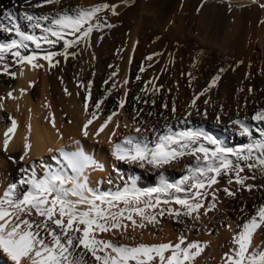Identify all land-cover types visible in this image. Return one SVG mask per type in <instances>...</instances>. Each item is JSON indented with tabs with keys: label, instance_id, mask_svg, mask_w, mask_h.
Here are the masks:
<instances>
[{
	"label": "bare ground",
	"instance_id": "6f19581e",
	"mask_svg": "<svg viewBox=\"0 0 264 264\" xmlns=\"http://www.w3.org/2000/svg\"><path fill=\"white\" fill-rule=\"evenodd\" d=\"M157 1L156 5L150 3L151 9L154 8L155 10L165 3L164 0ZM178 1L174 0V4L170 3V6H175ZM183 1V12L189 11L196 5H202L200 0ZM219 1L222 0H208L202 5L204 13L200 16L187 17V21L183 17L184 14L177 17L179 24L176 26H173L172 19L166 16L170 6L165 7L166 9H160L162 13L159 15L150 14L143 7L144 4L141 7L136 3L133 7L125 8L118 18L120 24L112 28L104 27L102 31H94L89 43H84L83 50L87 51V56L93 57L89 64L78 62L82 42L79 46L69 50L78 53L75 58L69 56L68 60L65 61L62 56L56 57L60 63L54 68H49L47 61L39 60L38 63L42 64L43 67L33 70L28 65L14 63L15 58L7 54L5 59L0 61V105H2L0 107V196L13 183L18 185L20 191L26 189L27 186H20L19 181L30 176L33 170L39 177H43L49 168H65L71 175V169L67 168L66 162L60 155V149L69 153L79 150L93 161L95 167L86 169L84 175L87 177L89 188L98 193L115 194L124 191L126 187L131 188L133 186L138 189L140 179L143 183L154 182L157 184L156 187H159L164 179L169 184L179 183V178H175V175H126L128 181L124 183L121 189L115 191L99 190L98 186L101 182L108 185L112 179L115 182L117 180L115 177L112 178L115 175L110 174L118 164L113 155L114 138L120 136L121 132L117 126L113 130L111 122L103 131H100L103 121L100 122L101 125L95 124V127L94 124L88 125L86 129L88 135H84V125L89 120L86 122L87 114L84 112L83 106L90 107L95 105L96 101L93 92L87 94L82 91L84 89L82 87L89 84L95 86L98 81H104L109 76L108 73L117 70L118 87L113 90L109 99L100 107L99 115L101 116L108 107L112 108L117 105L119 96L121 97L120 101H124V96L130 85L126 79L127 65L129 62L131 65L137 63V55L135 56L132 50L135 53L143 40L153 39L155 50H160L159 57L161 59H169L174 49L179 47L181 42H184L186 45L191 46L194 43L200 48L207 49L210 52L207 55L208 60L212 64L238 63L239 73L247 76V79L257 86V90L259 89L258 98L264 97V87L262 86L264 77V24L261 23L264 20V7H262L264 0H223V3H219ZM125 2L127 3V1ZM31 3L40 2L31 0ZM180 4L181 2L178 5ZM52 8L51 6L34 8L27 4L26 0H0V23L5 27H13L12 21L4 16V13L8 12L12 14L16 26L22 32L37 35L34 24L27 21L24 14L27 12L37 16L47 15L48 11H52ZM127 30L130 32L125 34ZM12 39H19L14 31L9 33L0 30V44L9 43ZM119 45L126 46V52L121 57L123 60H121L118 69L115 70V66H107L106 60L111 57V53L117 46L120 47ZM34 47V45L29 44L30 49H34ZM152 47H154L153 44ZM256 48L260 49V53L256 51ZM45 50L62 51V43L52 49H49V46L45 44L42 46V50L37 51L42 55ZM23 54L30 53L24 52ZM258 60L260 61L259 64L257 63ZM5 64L8 65L10 74H4ZM166 67H164L165 72L163 71L165 75L169 74L171 70L168 65ZM11 74H15L14 77ZM125 80L128 81L127 84L124 83ZM21 90H23V94H21ZM9 92L14 98L8 97ZM67 92L72 95L69 99L64 97ZM65 101L69 105H66ZM154 106L147 103L144 98L136 99L132 106L135 119L148 121L158 112ZM250 110V114L252 112L257 113L264 110V104L259 103ZM65 111L69 112V118L66 117L68 122L63 120ZM207 117L202 122H195L198 124L197 131L208 130L209 133H213L221 141L222 147H227L228 141L229 147L233 149L245 144L246 140L240 134V127L234 128V126L232 129H227L223 127V121H216L213 116ZM13 119L17 122L18 127L14 134H9L11 139L8 150L5 151L3 147L4 134L11 126ZM251 120L253 119L251 118ZM53 121L55 127H53ZM98 121L96 122L98 123ZM124 121L128 129L129 121L125 116ZM253 121L261 129V123ZM115 124L117 125V123ZM171 128L170 126L168 131L172 133L173 129ZM150 131L153 130L149 128V133ZM113 132L116 133L114 136L112 135ZM253 139H260L258 131ZM26 142L31 144V148L25 156L24 145ZM249 143L251 141L248 139L247 144ZM24 169H27V172H24ZM246 176L256 177L254 180L246 181L247 184L253 185L251 191L238 190L237 185L227 183L226 176L220 177V182L208 189L209 193L215 192L216 199L213 200L212 196L209 195L203 201L205 208L200 210L199 220L181 217L182 222L178 223L175 218L165 214L157 216V223L148 224L145 222L144 228L136 227L135 230H133L130 221L124 220L123 223L128 225L126 230L120 229L102 233L100 238L111 240L118 245L136 246L138 244L153 245L168 242L175 244L178 242V237L183 234L189 242L199 241L202 245H207L201 255L197 257L195 264H223L224 254L233 246L231 244L232 236L239 231L238 226L254 215L259 207L264 206V176L247 174ZM156 187L154 186V188ZM225 187L236 192L235 197L227 196L223 191ZM181 195L183 197L184 193ZM143 199H147V197ZM209 204H215V208L205 215L206 207ZM119 207H123V205L120 204ZM160 207L178 208L179 206L162 204ZM148 211L149 214H155L151 209ZM158 211L159 209L156 210V212ZM134 219L140 222L139 216H134ZM252 246L253 248L264 246V228L257 231ZM0 264H13L2 250H0ZM21 264H29V261L25 258Z\"/></svg>",
	"mask_w": 264,
	"mask_h": 264
},
{
	"label": "snow or ice",
	"instance_id": "6c2138e0",
	"mask_svg": "<svg viewBox=\"0 0 264 264\" xmlns=\"http://www.w3.org/2000/svg\"><path fill=\"white\" fill-rule=\"evenodd\" d=\"M60 2L61 0H41L40 3L32 4L31 0H26L34 8L57 5ZM117 7L118 5L99 3L87 9L78 8L74 14L64 11L55 16H37L26 12L25 19L40 29L42 35L39 36L22 32L16 26L12 14L5 12L4 16L12 21L13 27H5L0 23V30L9 33L14 31L19 39L0 44V61L10 54L15 58L14 63L28 65L33 70L43 67L38 63L39 60L47 61L48 67L54 68L60 63L56 57L62 56L65 61L69 56L75 58L78 53L69 50L79 46L81 42L89 43L94 31H102L105 26L114 27L100 14L110 12L116 16ZM42 21L48 22L49 26H42ZM261 23L264 24V20ZM61 43L62 51L45 50L42 55L37 51L42 50L45 44L52 49ZM29 44L34 45V49H30ZM24 52L30 54L25 55ZM146 59L152 60L153 57L148 56ZM141 71L144 69L141 68ZM3 72L10 74L7 64L4 65ZM11 75L14 77L15 74ZM137 79L140 77L137 76ZM219 80L220 76H215L209 88L214 87ZM124 83L127 84L128 81L125 80ZM208 90L206 88L200 95ZM8 97L14 98L11 92ZM195 99H199V96ZM195 99L192 106H195ZM102 103L103 100L99 101L95 107L99 109ZM119 106H124L123 100L119 101ZM92 115L93 119L97 118L96 113ZM114 115L115 112L108 116L100 131L107 127ZM252 119L264 123V110L258 111ZM91 123L92 120H89L84 125L85 136L88 135L86 129ZM233 123L239 125L240 134L251 141L238 150L224 148L212 137L199 132L174 134L169 131V134L159 137L155 147H149L131 136L116 143L113 148L116 160L139 163L141 167L145 164L154 168L163 167L184 156L195 159V165L188 167V174L179 183L162 181L159 187L147 191H140L133 186L115 194L95 192L89 188L84 175L86 169L95 167L93 161L79 150L69 153L60 149V155L67 168L71 169V175L65 168H49L43 177L37 176L33 170L30 176L19 181L20 186H27L26 189L20 191L18 185L13 183L0 196V250L13 264H21L25 258L29 264H195L207 245H202L199 241L189 242L183 234L175 244L168 242L136 246L118 245L111 240L101 239L100 234L126 230L128 225L123 223L124 220L131 222L133 230L136 227L144 228L145 222L155 224L158 222L157 216L165 214L175 218L178 223L182 222L181 217L199 220L200 210L205 208L203 201L209 195L213 200L216 199L215 192L209 193L208 189L217 185L222 176L227 177L229 185H237L238 190L251 191L253 185L246 181L256 177L241 174L247 168L249 171L257 170L264 176V128L258 129L260 139H253L252 131L243 121L236 120ZM116 126L119 127L118 124ZM17 127V122L13 119L4 134L5 151L8 150L11 139L9 134H14ZM136 131L140 132L141 129L137 128ZM115 134L112 133L113 136ZM205 141L214 145V148L207 147ZM24 148L26 156L31 144L26 142ZM23 171L27 172V169ZM223 191L229 197L236 195L228 187ZM179 193H184L183 198L177 195ZM145 197L147 199H143ZM120 204L123 207H119ZM162 204H175L179 207L161 208ZM214 208L215 204H209L204 214ZM149 209L155 214H149ZM134 216H139L140 222ZM238 227L239 231L232 236L233 246L224 254L223 264H264V246H252L255 234L264 228V206L259 207L254 215Z\"/></svg>",
	"mask_w": 264,
	"mask_h": 264
},
{
	"label": "rangeland",
	"instance_id": "374dc122",
	"mask_svg": "<svg viewBox=\"0 0 264 264\" xmlns=\"http://www.w3.org/2000/svg\"><path fill=\"white\" fill-rule=\"evenodd\" d=\"M37 1L41 2V0ZM125 1H127V3ZM164 1L165 3L162 6H158V8H156L155 10L154 8L151 9L149 5L150 3L152 5L153 3H155L154 5H156L158 2L157 0H61V2L57 5H46L42 8H47L48 6L53 7L54 9L52 8V11H48L47 15L55 16L57 13L64 11L69 12V14H74L75 10L78 8L87 9L99 3L118 5L116 9L118 15L113 16L110 12H103L100 14V16L105 18L108 23H111L115 26L120 24L118 18L125 8L133 7L136 3L141 7L144 4L143 7L150 14L159 15L160 13H162L160 12V9L170 6V3L174 4V0ZM200 1L202 2V5H204L208 0ZM222 1H219V3H223ZM179 2H181L180 5H178ZM176 5L173 7L170 6V10L168 9L166 15L168 18L172 19L173 26L179 24L177 22V17L183 16V14V17L187 21V17L190 18L197 15L200 16L204 13V11L202 10V5H196L187 12L182 11V6L184 5L183 0H179ZM206 11H208V9H206ZM101 22L103 23V20ZM42 26H49L48 22L42 23ZM105 27L108 28L107 26ZM128 32H130V30H127L125 34H128ZM35 33L38 36L42 35L40 29L36 27ZM140 44L137 47L135 53L132 50V53L135 56L137 55V63H135L136 65H131L130 62L127 65L128 68L126 71V79L129 81L130 85L128 92L124 96L123 107L119 106V101L121 99L120 96L117 105L112 108L108 107L109 109H105L102 112L101 116L99 115L100 108L97 109L95 105L99 101L103 100V103L100 104V107L103 106L106 100L109 99V97L112 95L113 90L118 87V71L116 69H118L121 60H123L121 57L126 52V46H117L116 49L111 53V57L106 60L107 66H115L114 69L116 71L108 73L109 76L105 78V82L103 80L98 81L95 86L93 85L90 88L88 87V85L82 87V89L84 88L82 91L87 94L93 92L96 101V103H94L95 105H92L90 107L86 108L83 106V110L87 114L86 122L87 120H92L91 125L94 124V127L96 126L95 124L101 125L100 122L105 121L108 116L112 115V113L115 112L116 115L112 117L111 126L112 129L115 130V123H117L121 132L120 136L114 138L115 144L123 141L125 137L131 136L137 138L142 143L147 144L149 147H155L160 136L169 134L168 128L170 126L172 127V133L174 134H178L181 132H199L197 131L198 124H196L195 122H202L204 118H208L207 116H213L216 121H223V127L227 129H232L234 126V128L240 127L239 125L234 124L233 121H243L244 124L248 126L252 131L254 138V135L260 128L259 126L257 127V124L253 120H251V118L256 113L252 112L250 114V109H253L259 103L264 104V97L258 98L259 89L257 90V86L249 81V79H247V76L245 77L244 75H241L239 73L238 63L233 64L231 62H226L225 64L223 63L221 65L212 64L208 60L207 56L210 54V52L205 48H200V46L198 47V45L194 43L190 46L184 44V42H181L179 47L174 49L172 56L169 59H161L159 55H156L160 52V50H155V42L153 39L143 40V43ZM152 44L154 47H152ZM83 45L84 43L82 42V49L78 62L82 64H89V61H91V58L93 59V57L87 56V51L85 49L83 50V48L85 47ZM256 49V51L260 53V49ZM148 56H152L153 59H146ZM259 62L260 61L258 60L257 63L259 64ZM166 65H168L171 70L169 74L165 75L164 67L167 68ZM141 68H143L144 71H141ZM255 68H257V66H255ZM221 69H224V71L221 72ZM113 73L116 74L113 75ZM217 75L220 76V80L214 87L209 88L211 81ZM137 76L140 77L139 80L137 79ZM149 81H151V83H149ZM262 82L263 85H261L264 87V77ZM206 88H208L209 90L204 95H200V93L204 92ZM85 89H87L88 91ZM69 94L70 92L65 93L64 97L69 99L70 97H72V95ZM197 96H199V99H195ZM139 98H144L147 103L153 106L156 105L154 107L157 108V116H152L148 121H140L138 119L136 120L134 117L135 115H133L132 106L133 103H135L136 99ZM194 99L195 106H192V102ZM64 103L66 105H69L66 101ZM93 113H96V119H93ZM68 114V111H65V113L63 114V120L65 119V122H68L66 118H69ZM124 116L126 117L127 121H129L128 129L124 123ZM96 121H98V123ZM137 128H140L141 131L137 132ZM149 128L150 130H153L150 131V133ZM261 128H264V123H261ZM199 133H203L206 136L212 137L213 139L218 141L219 144L221 142L213 133H209L208 130H203V132ZM248 139L249 138L247 136H244V140H246L245 144H243L244 146L247 145ZM205 144L210 149L214 148V145L207 144L206 141ZM227 144L228 146L224 148L233 149L229 147V141L227 142ZM243 145H239L233 150H238L243 147ZM256 154L257 153H254V155ZM232 159L235 160V157H232ZM117 163L118 164H116V168L113 169L114 172L112 171L110 174L115 175L112 176V178L115 177L117 179L116 182L110 177V179H112V182H109L108 185L105 184V182H101L98 186L99 190L106 191L109 189L115 191L116 189H121L124 186V183L128 181L126 175H175V178H179L178 180L180 182L183 177L188 174V167L195 165V159L191 156H184L178 161H173L172 163L166 164L163 167L155 168L148 164H145V168L141 167L140 165L138 167L139 163H128L125 161L118 162V160ZM244 174L261 175L257 170L249 171L246 168L241 175ZM178 175L181 176L178 177ZM140 180L141 182L138 184V189L140 191H147L150 188H154V186L156 187L157 185L154 182L143 183L142 179ZM165 181L167 182L166 179H164V182ZM154 195L155 194H153V196ZM177 195L183 198L181 193Z\"/></svg>",
	"mask_w": 264,
	"mask_h": 264
}]
</instances>
